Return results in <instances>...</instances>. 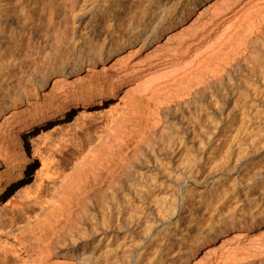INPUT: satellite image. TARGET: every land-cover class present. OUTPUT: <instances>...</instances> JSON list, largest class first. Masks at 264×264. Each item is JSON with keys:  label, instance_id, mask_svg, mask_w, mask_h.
<instances>
[{"label": "rangeland", "instance_id": "374dc122", "mask_svg": "<svg viewBox=\"0 0 264 264\" xmlns=\"http://www.w3.org/2000/svg\"><path fill=\"white\" fill-rule=\"evenodd\" d=\"M25 1H27V5L31 6L32 9L35 7L32 14V16L34 17H31L32 21L34 20L35 22H33L36 24H33V30L35 29V31H33L34 37L32 36V40L28 43L25 42V39L24 44L26 46L23 45V43L20 44V46H22L21 48L23 49L24 46L25 49H27L28 44L30 50H28L29 47L27 50L30 53L27 50L24 51L25 49H21V52L24 51V53H20V56H22L23 54H25L24 56H26V59L24 58V62L22 60V57L18 56L17 58V56H15L16 58H9L5 61L7 63L10 59H15L12 60L14 61V63L10 61L9 64L7 63L8 67L4 66L0 68L1 70H3L0 71V75H2V78H4V73H12H8L5 75L7 79H4L6 80L0 77L2 79H0V85H2L0 87L3 88H1L2 90L0 89L1 96H3L2 92L6 91L7 94V92L11 90L8 92L7 96L5 95V93V96H3L7 97V100H9L10 93H15L17 91L19 93L22 89L21 93L23 94L25 92L24 94L29 98L27 99V102H29L28 104L24 102L18 104L17 119L13 122H9L7 124V127L9 128V125H11L10 123H12L9 129L12 128L15 130L16 128L17 131L15 130V133L17 135L15 134L14 139L23 144V147L26 150L24 158L25 160L30 161V169L28 172L22 173L20 171L21 174H18L19 172L16 171H8L6 173L0 172V248L2 246L7 248L9 264H27L30 260L29 252L19 241V236L21 235L20 233L23 232V229L27 230L25 228H28L30 225H32L35 214L39 210L41 206L40 204H42V200L44 199V197H47L51 192H53L55 189H58L57 187L60 186L67 187V189L69 188V190H65L67 192L65 193L62 202L63 204L61 203V207H55L51 212V214H53L54 216H50L48 219H50V222H53L55 220L54 217L55 215H57V213L59 214L56 217L58 218L62 216V219L64 213H68L66 210L69 211V207L72 208L77 204V207H79L78 213L79 216H81L79 218V221L81 223H77L78 227L80 228L81 226H83L86 229L81 230L83 228L82 227L79 229V231L81 230L80 232H82L83 234L85 233V236L90 233L89 235L92 238L88 241L86 247H97V250L94 253L95 256L91 255V258L93 259L91 260V264H107L106 256H110L114 253H121V251H123L125 247L128 248L129 246L131 247L134 245L132 249L137 252L139 250L136 245L137 239L134 236L132 237V235H134V233L137 231L140 232L141 229L138 228L135 231H132V229L134 230V225H136L137 220L151 213V208L153 205L152 202L154 198L153 194L162 187V178L166 175L171 174L173 169L177 167L176 163H178V161L175 159H177L178 156L175 158L173 154L178 153L179 155L180 151L181 153L184 152V149H182L184 148V145L183 147L182 145H179V143H177L176 145V142L171 140H174L173 138L177 137L178 135L182 137L185 135L184 138H189L190 140L192 138L193 142H195L196 144V149H199V147L202 148L199 149L200 151H202V153L200 152V155L202 156V161L200 163L202 164L199 163V166L202 165V167H199V174L196 173V176L194 175L190 178V182L192 183L191 185L194 188L191 190L192 192H187V194H185L184 188L182 189V193L185 194V197L181 202V206L182 208H184V211L181 213L180 221L176 224L169 225L166 230L163 229L164 231H158L159 233L157 232L155 235H166L169 239L165 241L166 245L161 249H159L158 247L155 248L154 246L149 247L142 263L140 264L214 263L216 257L218 258L217 254L214 253L218 249L214 251L213 248L215 246L216 249L221 241L217 240L208 243L202 242V239L198 238L199 233L196 231L197 220L204 219L206 217L204 216V214L206 213L205 207H207L206 203L211 199L210 201H214L212 202V206L216 208L218 207L217 210L219 209L220 213L218 216L222 218H219L220 220L217 219L219 221H217L216 223V228H223V223L225 221L227 222V220L231 221L232 219L235 220L238 218L236 217L238 215L235 214L233 207L239 199L244 201L243 198L245 193L247 192L251 196V198L249 197V201L251 200V202H249L248 205L253 212V215L252 218L251 216L247 218V222L249 223L246 232L247 239L239 248L238 254L240 258H242V262L245 261L243 262L244 264L246 262H248L246 264H264V146H259L260 149L257 147L256 149L253 148L254 150L251 149L252 151L249 148L253 147L251 144H257L255 140L254 144L252 138H254V136L256 135L255 133L257 129V133L260 132V128L263 125L262 121H264V119L262 120V118H264V31L262 30L264 28V25L262 29H258L259 32L257 31V33L255 30H250L249 28H247V31L245 29L244 32H242L243 35L241 33L240 37L235 43V46H233L234 48H238L236 46L240 45V47L238 48L240 50L242 49V47L245 48L247 60L249 58H253L252 60L249 59V62L247 61L246 63L241 64L242 66H239V72L231 74V79L233 80L225 79V82L223 81V83L219 87L218 85L220 84L217 85L211 83L213 80L211 75L209 77L210 81L208 78V80H206L207 83H203V85H208V90L201 89V91L200 86L199 88H197L198 83H196L195 81H190V79L187 80L186 78L182 79L183 75L181 74V76H179L182 72L177 71L169 74L171 71L165 73L162 67H164L167 63V56L171 55L170 57H172V59L174 56V60H177V58H184L189 56L190 54L193 56L198 55L196 54L197 52L194 53L192 49L198 45H195L196 42L194 41V38H197V35L201 33L202 29L200 30L201 26H197L199 27L197 28L198 30H196V28H193L194 30H191V27H194V25H196V23L198 22L196 17H198L199 11L203 12L201 13V15L205 13L204 16H209L210 11L208 10H210V8L208 9V7H213L220 0H190L186 8L177 10L172 15L173 17L171 16L167 22H164L163 24L160 23L161 27H159L160 24H158L159 26L157 25L158 28L155 29L156 31L152 32L154 34H149L147 31L149 29V21L151 19H153L154 21L155 19V17L153 16L154 14H151V11L153 13V9L151 10V8H148V6L146 5V2L148 1L112 0L111 4H113V6L111 5V7L114 9H111V7L109 6L110 8H108L107 21H104L105 23L101 22L100 25L96 27L98 36L96 35V37H94L93 40H89V42L85 41V47L83 45V48L81 47V49L77 52L78 54H80V56H84L83 61L92 59L94 62H96L98 60L95 63V66L88 71L84 70L83 67L80 66V62L76 63V66H73L74 63L71 62L72 57L70 54L72 49L70 50V44L68 45V43H70L71 41L70 37H66L67 39L65 38L64 41L67 42H63L62 46L60 45V47H58L57 45L59 44H57V47H55V44L53 43L55 42L53 38L54 36H48L49 34L54 35L57 31H55L54 34L52 33V31L56 30L57 28V30L59 31L60 27L64 26L63 23L65 24V19L61 20L59 18L63 11L66 12L67 9H69L67 8V6H71L68 4L74 3L75 0H68L69 3L66 0H62L63 4H61L64 8H62V5H60V10L62 9V13L60 11L58 12L59 15L58 17H55L56 21L53 19L54 22L52 25L47 21V17L45 18L46 14L44 12L42 13L43 6H45V0ZM42 1L44 2V5L42 4ZM245 2L247 1L245 0ZM116 7L122 9L119 10ZM39 8H41L42 11ZM204 8L208 11L209 14L204 10ZM148 9L151 11H148ZM147 11L148 14L146 13ZM178 11H180V13ZM122 13L125 14L123 15ZM40 15H44L43 17L45 18V20ZM230 15L225 16V19H227H223L221 21L222 23L218 25L219 27L217 26L215 30L213 29L212 32L210 31V33H208L210 40L214 39V41L216 40V42H219L220 40H225L224 38H226V36L228 38V35H230L229 31H231L232 29L234 30V26L236 27L237 25L234 20H231L234 19L233 17L229 18ZM114 17H118V20L116 21V26H118V28L114 26L117 29H112V26H110V29H108L110 30L111 34L113 32L114 34L118 35L117 38L119 40L116 38V35L114 36V34H112V42H110V38H106L103 44L101 42V40H103L102 37L105 35V32L108 31V29L105 27H107V24L109 22V24L113 23L112 19ZM61 18L63 17L61 16ZM130 18L137 20L138 18H142L144 21H142L141 19L134 22V20ZM43 20L45 22H43ZM192 20L195 21V24ZM128 22H130L132 25ZM232 22L233 24H231ZM46 23H48V25ZM102 24L104 25V27ZM137 24H140V27L142 25V27H144L145 25V30L143 29V31H147L150 36H148L149 38H147V42L144 44L145 46L143 45V47H141V44L143 43V37L141 34H143V31L140 34H137V36H139L137 38L133 37L131 39L130 37L128 38V41L127 39H124L128 35L136 36V34H134L135 32L133 31L131 33L130 29L134 30L135 26H138ZM49 25H51V27H48ZM35 26H38L37 29ZM187 26H191L189 28L190 30L187 29ZM225 26H229V28H226ZM184 29H187V31H182ZM48 30H51L50 33ZM114 30H117V32L115 33ZM179 31L181 32L179 33ZM188 31H191L192 33H187ZM118 32L120 35L118 34ZM121 33H127V36L123 37V34ZM182 33H186V35L189 34V38L184 37L186 36L184 34L182 35L185 40L186 38H188V40H186L187 42H194H190L191 47L187 49L185 46L179 44V46L176 47V39L181 38ZM222 34L224 35L223 37ZM121 35L124 39H122L124 43L123 45L125 46L122 45V40L119 38L121 37ZM171 35H173L175 38H172ZM168 36L171 37L170 41ZM49 37H51V39ZM45 39H49L50 42L46 41ZM205 39H201V43H204L203 46L207 48L205 45L208 41L210 42V40L207 38V34L205 36ZM212 40L210 43L208 42L211 45L207 44L210 48L214 43ZM124 41L127 43H125ZM171 41L173 42L170 43ZM48 42L51 44H49ZM245 42L246 44H243ZM165 44L167 46H165ZM192 44L194 45L192 46ZM102 45H104L105 47H102ZM98 46H100V49L98 48ZM170 46H175L177 50H173L175 49L174 47L171 49ZM33 47L36 50L33 49ZM205 48H203V51ZM210 48L207 49L210 50ZM98 49L101 50V54H99ZM127 50L130 51L131 54V51H133V55H128L131 57H129V59L128 57L127 59L125 58V56H127L126 53H128ZM173 51L174 54L178 57L172 54ZM25 52H28L30 55L28 56V53ZM226 52H228V50ZM97 53L100 55L98 56V58L100 57L99 59H95ZM31 54H35L34 56L36 57L32 58L33 56ZM203 54L204 52L202 53V55ZM52 56L55 58H53ZM164 56H166L167 58L165 59ZM119 57L123 60L121 61ZM195 57H193V60H196ZM219 57L217 59L215 58L210 64H214L216 62L214 65H217L218 62H220L219 60L222 59V56ZM50 58H53V60ZM18 59L21 61H19ZM42 60L43 62L40 63L39 61ZM44 60L48 63L45 62L47 63L45 64ZM124 60H126V62ZM30 61L33 63H31ZM228 61L232 63L233 57L231 56ZM255 61H257L256 64H254ZM130 62H132L133 64L135 63L134 65H137L138 67L143 66L144 68H146L147 73L149 74V77H151L152 81H154V84L157 82L161 83L162 81L164 83L167 81V79L169 83L170 81L172 83L174 82L173 79L175 78V80H177V82L175 81L177 85L175 83V87H169L170 89L168 88V90H166L167 92H165V95L163 94L161 96L162 99L159 100L160 102H148L145 101V99H139L137 96L126 95L123 87L129 84H133L135 81L132 82L131 77L139 75L136 73H132L131 75L123 79L119 76L120 72L125 71L128 68V66L126 67V64L129 65V67L132 65V63ZM247 63L252 64L249 65L251 69L249 68ZM13 64L14 68L11 67ZM24 65L28 68L25 69L26 71L22 70L24 69ZM36 65L41 68H37ZM255 65L258 66L255 67ZM71 66L73 67V69H77L78 71L70 73V75H68L70 76L69 80H71L74 85L70 94L65 98L63 95H60V93H57V91L54 89L53 86L55 83L53 82L55 80L52 82H47L46 79L47 75H49L50 73H56L57 77H61V74H59L58 71L62 70L65 67L70 68ZM7 68L8 71L6 70ZM37 70H39V72ZM178 72L179 74L177 75ZM3 82L5 83V87L7 88L8 86V88L10 89L7 88L8 90H6V88H4ZM193 84L194 86H196L194 87ZM248 85L250 86L248 87ZM243 87H245L244 91H242L244 89ZM11 88L14 89L12 90ZM176 88H179L178 90L183 92H180L182 93L180 94V98L183 99L181 103H177L179 98L177 100L175 97L171 96L173 94V91L177 90ZM175 91L174 93L177 92ZM194 91L196 92V94ZM236 91H241V93L243 94L242 98H244L248 94L247 105L249 106L250 102L252 103V105L250 104V108L248 106L247 108H245L246 105L243 107L242 104H240V108L239 105H237L238 108L233 107V109H231L233 106L232 104L234 103L233 98L236 94ZM77 93H87V95L90 96L89 102H92L93 104L88 107H84L82 105V98L78 97L77 100H73L74 95H77ZM167 93L170 94L168 95ZM224 98H228L229 101H231L229 102L228 99L226 100ZM71 100L73 101L71 102ZM221 100L223 102V105L224 102H226L225 107L223 106V109L214 106L218 101L220 105V103H222ZM126 103L128 104V106ZM124 105L126 106L125 108ZM242 107L243 110H241ZM125 109L131 112L130 114H133V117H131L132 119H128L127 123L123 126L117 138H115L108 147L101 151L92 168L83 170L81 168V162L84 161V157L87 155L88 151L92 148V146H94L97 139H99L101 135L106 131L105 129L111 128L115 120L114 118L118 114V112H122ZM247 110L249 111V115L247 114L245 117L246 113L244 112H247ZM242 111L243 113L241 115L243 116L241 117L240 113ZM47 112H51L52 117L48 119H46V117H42V115ZM9 113H11V110L9 111ZM9 113L3 115L0 112V123L3 122V118ZM219 113H222L221 116ZM40 118H42L40 122L43 123H37L33 129L28 130L30 126L28 125L29 121H31V119L38 120ZM260 119L262 120L261 122H259ZM3 125L1 126L0 124V128L3 129V127L5 126ZM257 135L255 137H257ZM1 136L2 135L0 133V141ZM195 136L197 138L202 136L200 137V139H202L199 146L197 145L198 143H196L198 139L194 141ZM187 139L184 140L187 141ZM189 139L188 141H190ZM169 140L170 142H168ZM171 142L173 143L171 144ZM2 144L5 146L0 144V149L2 150H0V153L2 154V156L6 157L1 158L0 156V162L5 159L10 160L12 158L11 152L13 148H15V143L12 140L11 142ZM178 145L180 148L176 147ZM200 145L206 147L203 148ZM173 150L175 151L174 153ZM3 151L5 155H3L2 153ZM255 173H257V175H255ZM259 174L262 175L260 176ZM250 176H253L256 181L254 182V184H252V188L248 189L247 187H245V185L247 182V178ZM194 179L195 182H193ZM196 180H198V182ZM182 186L185 187V183ZM211 188H218L219 190L218 192L216 190L210 191ZM214 191L217 193H215ZM188 193L191 194L188 195ZM252 194L254 195V197H252ZM186 196H190V198ZM216 197L219 198L217 199ZM221 197L224 198L222 199ZM252 198H254V200L256 199V202ZM219 199H222L223 201L221 202ZM115 207L119 208V212L121 211L120 213L118 212L120 216L117 213L118 209ZM22 208L24 209L22 210ZM60 212L62 214H60ZM27 215H30L31 218L26 219ZM115 217L119 218V220L117 221V218ZM227 217H229L230 219ZM224 218H227V220L225 219V221H223ZM117 223L120 224V227H117ZM142 227L143 226H141V228ZM97 229L99 230L97 231L99 234L96 232ZM102 230H105V232H107L106 236L101 240L102 245L101 243L96 244V241L101 237V234L103 232ZM74 231H78V228H75ZM86 231L88 232L86 233ZM44 232L45 231L41 226L39 228H33L31 231L27 230V233L25 231L24 234H27L26 238L24 239L25 244H31V242H33L34 240L38 239L41 236H44L46 234ZM109 234L112 235L111 241L113 243L110 247L107 246V236H110ZM133 239H135L136 241L135 244L133 243ZM104 243H106L107 247H105ZM66 245L64 244L62 247H58L56 250L48 252V256L47 258L45 257V261L40 263L80 264L78 260L75 261L69 256L71 250H68L69 245ZM122 247L124 248L121 249ZM130 247L128 249H131ZM118 249L121 250L119 251ZM212 250L214 252H212ZM56 253L66 255L58 256L55 255Z\"/></svg>", "mask_w": 264, "mask_h": 264}, {"label": "bare ground", "instance_id": "6f19581e", "mask_svg": "<svg viewBox=\"0 0 264 264\" xmlns=\"http://www.w3.org/2000/svg\"><path fill=\"white\" fill-rule=\"evenodd\" d=\"M44 1V0H43ZM42 1V4L44 3ZM64 1V0H63ZM68 3L69 1L66 0ZM65 1V2H66ZM71 1V0H70ZM148 1V2H146ZM146 5L148 6V8H151V10L153 9V13L151 10L148 9V11H151V14H154L153 16L155 17L154 21L153 19L152 22L151 20L148 22L149 24V29L147 30L149 34H151L152 32L156 31L155 29L158 28V24L160 23H164V22H167L170 17L179 9H183V8H186L187 5H188V2L190 0H146ZM219 1V0H217ZM247 2H245V0H220L219 2H217L213 7H208V9L210 8V15L208 16H204V14L201 15V13H203L202 11H199L198 12V17H196V19L198 20V22L195 24V21H194V27L190 26L191 27V30L193 28H196V30H198L197 28H199L200 26V30L202 29L201 33L199 35H197V38H194V41L196 42L195 46L192 51L197 52L196 54H198L196 57L193 56V55H189L187 57H184V58H177V60H174V56H173V59L172 57L170 56H164L165 59L167 58L168 60L166 65L164 67H162L164 70V72L168 73L170 72L169 74H172L174 72H177V71H180L182 73H180L179 76H181V74L183 75L181 78L184 79L186 78L187 80L190 79V81H195L197 84V88H199L200 86V90L203 89H207L208 85H203V83H207L206 80H208V78L212 75V82L213 84H220L218 85L219 87L221 86V84L223 83V81L225 79H231V74H234L236 72H239V66H242L241 64L243 63H246L247 61L249 62L251 58H249L247 60V56H246V52H245V48L242 47V49H238L240 47L239 46H236L238 48H234L233 46H235V43L237 42L238 38L240 37L241 33L244 32V30L247 28H249L250 30H255L256 33L257 31L259 32L258 29H262L263 25H264V22H263V17H264V0H246ZM27 1L25 0H0V68L2 67H8V64L10 61L12 60H15V59H10L9 62H5L6 60H8L9 58H16L15 56H18L19 57H22V60L23 62L25 61L24 58L26 56H24L25 54H23L22 56H20V53H24V51H26L29 47V45L27 44V49H25V42H29L32 40V36L34 34L33 31H35V29L33 30L34 28V25L35 24L31 17H34L32 16L33 14V11L35 9V7L32 9L31 6L27 5L28 3H26ZM112 0H75L74 3L72 4H68V5H71V6H67V11L63 13L61 12L62 9L60 10V5L63 4L62 0H45V6H43V11L41 10V8H39L42 13L44 12L45 14V18L47 19V21L49 22V24H53L54 20H55V17L57 16L58 17V12L60 11L62 14L61 16L63 18H60L59 19H65V24L63 23V27H60V32L56 29L54 31H52V33L54 34L55 31H57L54 35H48V36H54V40L55 42H53L55 45V47H60V45L62 46V43H66L64 40L65 38L67 37H70L69 39L71 40L70 43H68V45L70 44V50L72 49V53L70 52L71 54V62H73V66H76L78 62H80V66L83 67L84 70H90L92 69L94 66H95V63L92 59L91 60H87L88 61H83L84 60V56H80V54H78V50L81 49V47L83 48V45L85 44V41H88L89 40H93L94 37H96L97 35V29L96 27L100 25L101 22H104V21H107V15H108V8L111 7V5L113 6V4H111ZM115 2V1H114ZM113 2V3H114ZM62 3V4H61ZM71 3V2H70ZM119 3V2H118ZM191 4V3H190ZM44 5V4H43ZM42 6V5H41ZM110 6V7H109ZM191 6V5H190ZM211 6V5H210ZM30 7V8H28ZM66 7V6H65ZM189 7V6H188ZM206 7V8H207ZM62 8L63 5H62ZM118 8V7H116ZM66 9V8H65ZM111 9H114L111 7ZM119 10L122 9V8H118ZM117 10V9H115ZM202 10V9H201ZM204 10L208 13V11L204 8ZM145 11V10H144ZM148 11L146 12L148 14ZM181 11V10H180ZM180 11H178L180 13ZM122 12V11H121ZM120 12V13H121ZM37 13V12H36ZM40 13V12H39ZM38 13V15H39ZM112 13V12H111ZM114 13V12H113ZM117 13V12H115ZM145 13V14H146ZM206 13V14H207ZM64 14V15H63ZM123 14V13H122ZM125 14V13H124ZM123 14V15H124ZM209 14V13H208ZM231 14V15H230ZM44 15H40L41 17H43ZM110 15V14H109ZM115 15V14H114ZM140 15V14H139ZM227 15H230L229 18L233 17L234 19H231V20H234V22H236V27L234 26V30L232 29L231 31H229L228 34V38L226 36V38H224L225 40H220L218 43L216 42V40L214 41V39L212 40L214 43L213 45L211 46V48L208 46V45H211L209 44L211 42V40L209 39V35L208 33H210V31L212 32V30L215 28H217V26L222 23L221 21L223 19H225V16ZM113 16V14H112ZM137 16V15H136ZM135 16V18H136ZM175 16V15H174ZM110 17V16H109ZM139 17V16H138ZM153 17V18H154ZM173 17V16H172ZM45 18L43 17V19L45 20ZM121 18V17H120ZM126 18V17H125ZM133 18H134V15H133ZM133 18H130V19H133ZM54 19V20H53ZM115 19V20H114ZM123 19H124V16H123ZM142 19V18H141ZM140 18L137 19H133L134 22L137 20H141ZM172 19V18H171ZM195 19V20H196ZM227 19V18H226ZM225 19V20H226ZM36 20V19H35ZM42 20V19H41ZM43 20V22H45ZM118 20V17H114L112 19V24H107V27L105 28H109L110 29V26H112V29L117 27V23L116 21ZM121 20V19H120ZM196 20V21H197ZM56 21V20H55ZM57 21H60V20H57ZM63 21V22H64ZM142 21H144L142 19ZM105 23V22H104ZM130 23V22H128ZM193 23V22H192ZM230 23V22H229ZM48 25V23H46ZM131 24V23H130ZM143 24V23H141ZM147 24V25H148ZM191 24V23H190ZM233 24V22L231 23ZM230 24V25H231ZM36 25V24H35ZM43 25V24H42ZM51 25H49L48 27H51ZM57 25V24H55ZM103 25V24H102ZM119 25V24H118ZM132 25V24H131ZM138 26L136 27L135 26V29L134 30H131V33L134 31L136 34V36H132V35H128L127 36V33L123 34V37L124 36H127L126 38L124 39H127L128 41V38L131 37V39L134 37H139L137 36V34H140L143 29L145 28V25L144 27H140L139 25L140 24H137ZM158 25V26H157ZM170 25V24H169ZM109 26V27H108ZM115 26V27H114ZM128 26V25H127ZM163 26V25H162ZM199 26V27H197ZM36 27V26H35ZM38 27V26H37ZM36 27V29H37ZM104 27V25H103ZM131 27V26H129ZM128 27V28H129ZM134 27V26H133ZM161 27V24L160 26ZM167 27V26H166ZM190 27L187 26V29H189ZM219 27V26H218ZM226 28H229V26H225ZM104 28V29H105ZM115 28V29H117ZM120 28V27H119ZM168 28V27H167ZM231 28V27H230ZM48 29V28H47ZM51 29V28H50ZM100 29V28H99ZM103 29V30H104ZM106 29V30H107ZM108 29L107 32H105V37L103 36V40H101V42L104 44V40H106V38H110V42H112V34H114L112 32V34L110 33V30ZM147 29V28H146ZM161 29V28H160ZM187 29H184L182 31H187ZM145 30V29H144ZM190 30V29H189ZM194 30V29H193ZM264 31V28L262 29ZM49 33L51 30H48ZM113 31V30H112ZM115 31V30H114ZM120 31V29H119ZM129 31V32H130ZM146 32L143 31V34L142 37H143V40H142V44H141V47H143V45L147 42V38H149V34ZM150 31V32H149ZM228 31V30H227ZM248 31V30H247ZM117 32V30L115 31V33ZM128 32V33H129ZM181 31H179L180 33ZM191 32V31H190ZM189 31L187 33H190ZM195 32V31H194ZM223 32V31H222ZM46 33V32H45ZM147 33V34H146ZM161 33V31H160ZM192 33V32H191ZM36 34V33H35ZM48 34V32H47ZM119 34V32H118ZM154 34V33H152ZM186 35V33H182L181 34V38H178L176 39V43H177V46L178 47L179 45H183L187 48L191 47V43H194V42H187L186 40H188L189 38V34H187L186 36L184 37H188L185 38L182 36V35ZM196 34H197V31H196ZM207 34V38L210 40V42L205 45L207 48H210L207 49L203 46L204 43H201V39L203 40V38L205 39V36ZM261 34V33H260ZM263 34V33H262ZM116 34H114L115 36ZM120 35V34H119ZM175 35V34H174ZM180 35V34H179ZM193 35V34H192ZM195 35V33H194ZM243 35V33H242ZM37 36V35H36ZM35 36V37H36ZM98 36V35H97ZM149 36V37H148ZM172 38H175L173 35H171ZM178 36V35H177ZM211 36V35H210ZM224 35L222 34V37ZM260 36V35H259ZM34 37V36H33ZM118 37V35H116V38ZM122 35L121 37H119L121 40L123 39ZM169 37V36H168ZM167 37V39H168ZM184 39H183V38ZM221 37V36H220ZM242 37V36H241ZM46 38V37H45ZM48 38V37H47ZM51 39V37H49ZM52 38V40H53ZM66 38V39H67ZM115 38V39H116ZM170 38L169 37V41H170ZM177 38V37H176ZM190 38H191V35H190ZM219 38V37H218ZM217 38V39H218ZM244 38V37H243ZM26 39V41H25ZM118 39V38H117ZM123 39V40H124ZM139 39V38H138ZM141 39V38H140ZM193 39V38H192ZM35 40V39H33ZM46 40V39H45ZM98 40V39H97ZM119 40V39H118ZM123 40H122V45L124 44L123 43ZM172 40V39H171ZM206 40V39H205ZM243 40V39H242ZM25 41V42H24ZM46 41H49L46 40ZM109 41V40H108ZM115 41V40H114ZM113 41V42H114ZM168 41V40H167ZM165 41V42H167ZM168 41V42H169ZM174 41V40H173ZM173 41H171L170 43H172ZM193 41V40H192ZM200 41V42H199ZM249 41V40H248ZM50 42V41H49ZM48 42V43H49ZM92 42V41H90ZM106 42V41H105ZM119 42V41H117ZM125 42V41H124ZM135 42V41H134ZM152 42V41H151ZM205 42V41H204ZM23 43L24 46V49L21 48L22 46H20V44ZM31 43V42H30ZM52 43V44H53ZM87 43V42H86ZM127 43V42H125ZM175 43V42H174ZM201 43V44H199ZM258 43V42H257ZM33 44V43H32ZM46 44V43H45ZM51 44V43H49ZM59 44V45H57ZM89 44V43H88ZM91 44V43H90ZM120 44V43H119ZM118 44V45H119ZM168 44V43H167ZM179 44V45H178ZM217 44V45H216ZM241 44V43H240ZM243 44H246L243 43ZM242 44V46H243ZM48 45V44H47ZM57 45V46H56ZM86 45V44H85ZM84 45V47H85ZM101 45V44H100ZM174 45V44H173ZM194 44H192L193 46ZM31 46V44H30ZM34 46V45H33ZM67 46V45H66ZM104 45H102L103 47ZM125 46V45H123ZM145 46V45H144ZM161 46V45H160ZM165 46H167L165 44ZM14 47V48H13ZM91 47V46H90ZM94 47V46H93ZM105 47V46H104ZM158 47V45H157ZM171 47V46H170ZM169 47V48H170ZM175 48V46H172V48ZM234 49H233V48ZM245 47V45H244ZM92 48V47H91ZM98 48L100 49V46H98ZM130 48V47H128ZM140 48V47H139ZM163 48V47H162ZM203 48L204 51H203ZM21 49H23L24 51L21 52ZM33 49H35L33 47ZM31 49V50H33ZM93 49V48H92ZM98 49V50H99ZM121 49V48H120ZM168 49V48H167ZM182 49V48H180ZM191 49V48H190ZM17 50V52H16ZM30 50V47L29 49ZM27 50V51H28ZM36 50V49H35ZM83 50V49H82ZM97 50V49H96ZM95 50V51H96ZM158 50V49H156ZM173 50H177V48L173 49ZM207 50V51H205ZM209 50V51H208ZM228 50V52H226ZM91 51V50H90ZM89 51V52H90ZM94 51V50H93ZM101 50H99V54ZM103 51V49H102ZM128 51V50H127ZM135 51V49H134ZM179 51V50H178ZM183 51V50H182ZM188 51V50H186ZM185 51V52H186ZM190 51V50H189ZM191 51V52H192ZM249 51V50H248ZM29 52V51H28ZM28 52H25V53H28ZM39 52V51H38ZM81 52V51H79ZM132 54L130 53V51H128L127 56H125V58L129 59L130 56L128 55H133V51H131ZM169 52V51H168ZM204 52V54L202 55V53ZM225 52H226V55H225ZM30 53V52H29ZM28 53V56L30 55ZM35 53V51H34ZM94 53V52H93ZM103 53V52H102ZM172 53V52H170ZM178 53V52H177ZM176 53V54H177ZM183 53V52H182ZM98 53L96 55V58L95 59H99L98 56H100ZM174 54V51L173 53ZM186 54V53H185ZM224 56H223V55ZM32 58L36 57L34 56L33 54H31ZM82 55V54H81ZM175 55V54H174ZM180 55V54H178ZM187 55V54H186ZM177 56V55H175ZM219 56H222V59H220L218 62L217 65H214V64H210L211 62H213V60L216 58H218ZM231 56L233 57V62L231 63L230 61H228V59L231 58ZM250 56V54H249ZM30 57V58H31ZM44 57V56H43ZM53 57V56H52ZM58 57V56H57ZM70 57V56H69ZM103 57V56H102ZM178 57V56H177ZM193 57L196 58V60H193ZM200 59H199V58ZM254 57V56H253ZM55 58V57H53ZM53 58H50L53 60ZM120 58V57H119ZM124 58V59H125ZM131 58V57H130ZM221 58V57H219ZM26 59V58H25ZM38 59V58H37ZM42 59V58H41ZM39 59V60H41ZM50 59H46V60H50ZM58 59V58H57ZM94 59V60H95ZM164 59V58H163ZM164 59V60H165ZM253 59V58H252ZM251 59V60H252ZM19 60V59H18ZM17 60V61H18ZM30 60V59H28ZM33 60V59H32ZM103 60V59H102ZM120 60L122 61L123 59L120 58ZM21 61V60H19ZM27 61V60H26ZM38 61V60H37ZM126 62V60H124ZM162 61V60H161ZM217 61V60H216ZM14 63V61H12ZM31 62V61H30ZM40 63L43 62L42 61H39ZM47 62L44 60V63ZM83 62V63H82ZM165 62V61H164ZM257 61H255L254 64H256ZM6 63V65H5ZM33 63V62H31ZM38 63V64H40ZM43 63V64H44ZM48 63V62H47ZM45 63V64H47ZM100 63H103V62H100ZM124 63V62H123ZM132 63V62H130ZM12 64V63H10ZM21 64V63H20ZM24 64V63H23ZM22 64V65H23ZM26 64V63H25ZM29 64V63H28ZM37 64V65H38ZM54 64V63H53ZM122 64V63H121ZM126 64V63H125ZM135 64V63H134ZM132 63V65L129 67V65L126 64V67L128 66V68L125 70V71H122L120 72L119 76L123 79L129 75H131L132 73H136V74H139V75H136V76H132L131 77V81L134 82L133 84H129L127 86H124L123 89L124 91L126 92V95H130V96H137L139 99H145V101H148V102H158L159 100H161V96L164 94L165 95V92H167L166 90H168L169 87L171 86H174V84L177 82V80H175V78L173 79L174 82L169 83L168 79H167V83L163 81L160 83V82H157V83H153L154 81H152L151 77H149V74L147 73V69L144 68L143 66L142 67H138L137 65H134ZM248 64V63H247ZM246 64V65H247ZM253 64V66H254ZM261 64V63H260ZM259 64V65H260ZM19 65V64H18ZM17 65V66H18ZM36 65V66H37ZM42 65V64H41ZM72 65V64H71ZM102 65V64H101ZM249 65H252V64H248ZM11 66V65H10ZM16 66V65H15ZM30 66V65H29ZM28 66V67H29ZM247 66V67H248ZM258 66V65H255V67ZM14 68V64L11 66ZM24 69H22L23 71L27 68V66L25 67V65L23 66ZM22 67V68H23ZM46 67V65H45ZM49 67V66H48ZM47 67V68H48ZM252 67V66H251ZM260 67V66H259ZM10 68V67H9ZM21 68V67H20ZM36 68V67H35ZM34 68V69H35ZM37 68H39L37 66ZM36 68V69H37ZM41 68V67H40ZM39 68V69H40ZM76 68V67H75ZM250 68V66H249ZM17 69V68H15ZM19 69V68H18ZM28 69V68H27ZM31 69V68H30ZM45 69V68H44ZM81 69V68H80ZM242 69V68H241ZM251 69V68H250ZM8 71V68L6 69ZM21 70V69H20ZM19 70V71H20ZM43 70V69H41ZM40 70V71H41ZM56 70V69H55ZM256 70V69H255ZM0 71H3L0 69ZM26 71V70H25ZM29 71V70H28ZM39 72V70H37ZM78 70L77 69H73V67L71 66L70 68H63L62 70L58 71L59 74H61V77H57V74L56 73H50L49 75H47V82L49 81H54L53 83L54 84V89L57 91V93H60V95H63L65 98L66 96H68L70 94V92L72 91L73 89V82H71V80H69L70 76V73H74V72H77ZM254 71V70H253ZM5 72V71H4ZM17 72V70H16ZM31 72V71H30ZM29 72V73H30ZM35 72V71H34ZM43 72V71H42ZM92 72V71H91ZM3 73V72H2ZM8 73H11V72H8ZM8 73H4L5 75L8 74ZM14 73V72H13ZM48 73V72H47ZM12 74V73H11ZM21 74V73H19ZM179 74V72L177 73V75ZM4 75V78H6ZM167 75V74H166ZM2 75H0L1 77ZM12 76V75H11ZM46 76V75H45ZM233 76V75H232ZM236 76V75H235ZM22 77V76H21ZM30 77V76H29ZM43 77V76H42ZM41 77V78H42ZM177 77V76H176ZM2 78V77H1ZM0 78V79H1ZM2 78V79H4ZM23 78V77H22ZM21 78V79H22ZM168 78V77H167ZM173 78V77H172ZM180 78V79H181ZM1 79V80H2ZM7 79V78H6ZM4 79V80H6ZM28 79V78H27ZM44 79V81H45ZM0 80V82H1ZM3 80V81H4ZM166 80V79H165ZM233 80V79H231ZM238 80V79H237ZM236 80V81H237ZM247 80V79H246ZM26 81V80H25ZM176 81V82H175ZM206 81V82H205ZM209 81H210V78H209ZM239 81V80H238ZM242 81V80H241ZM27 82V81H26ZM181 82V80H180ZM185 82V81H184ZM189 82V81H188ZM194 82V83H195ZM225 82V81H224ZM229 82V81H228ZM4 83V82H3ZM45 83V82H44ZM192 83V82H191ZM195 83V84H196ZM210 83V82H209ZM208 83V84H209ZM2 84V83H1ZM26 84V83H25ZM46 84V83H45ZM190 84V83H189ZM17 85V84H16ZM170 85V86H169ZM177 85V83H176ZM180 85V84H179ZM191 85V84H190ZM189 85V86H190ZM212 85V84H210ZM209 85V86H210ZM252 85V84H251ZM2 86V85H0ZM194 86V84H193ZM196 86V85H195ZM194 86V87H195ZM250 85H248L249 87ZM11 87V86H10ZM17 87V86H15ZM175 87V86H174ZM215 87V86H214ZM247 87V86H245ZM245 87H243L244 89L242 91L245 90ZM252 87V86H251ZM2 87H0L1 89ZM4 88L5 87V83H4ZM8 88V86H7ZM10 89V88H8ZM24 88V87H23ZM209 88V87H208ZM3 89V88H2ZM1 89V90H2ZM12 89V88H11ZM14 89V88H13ZM12 89V90H13ZM17 89V88H16ZM15 89V91H16ZM53 89V90H54ZM170 89V88H169ZM172 89V88H171ZM177 89V88H176ZM179 89V88H178ZM176 90L177 93L174 89V91L176 93H174L173 91V94L171 95L172 97H175L178 102L177 103H181L183 99L180 98V94H182L183 92L180 91V90ZM182 89V88H181ZM184 89V88H183ZM248 89V88H246ZM22 90V89H21ZM18 93L15 92V93H10V98L9 100H7V97H3V96H7L8 92L11 91L9 90L6 94V91L5 92H2L3 93V96H1L0 94V112L1 114H5L6 113H9V111L11 110V113H9L7 116H5L2 120L3 122L0 123L1 126L3 125V129L0 128V133H1V141H0V144L3 145L2 143H6V142H11V140L15 143V148H13L12 150V155H11V159L10 160H2V162H0V172H8V171H16V172H19L18 174H21V172H28L30 167H29V164H30V161L28 160H25L24 158V155L26 154V150L24 149L23 147V144L18 142L16 139H14L15 137V132L17 131L16 128L15 130L14 129H9L10 126L12 125V123H10L11 125H9V128L7 127L8 123L9 122H13L17 119V116H18V111H17V108H18V104L19 103H26L28 104L29 102H27V99L28 96L25 95L24 93L22 94L21 91ZM54 90V91H55ZM208 90V89H207ZM223 90V89H222ZM237 90V89H236ZM240 90V89H239ZM171 91V92H172ZM191 91V90H190ZM199 91V90H197ZM202 91V90H201ZM233 91V90H232ZM253 91V90H252ZM182 92V93H180ZM188 92V91H187ZM195 92V91H194ZM235 92V90H234ZM247 92V91H246ZM5 93V95H4ZM186 93V92H185ZM200 93V92H199ZM212 93V92H211ZM245 93V92H244ZM251 93V92H250ZM168 94V93H167ZM166 94V95H167ZM170 94V93H169ZM168 94V95H169ZM188 94V93H187ZM186 94V95H187ZM196 94V92H195ZM233 94V93H232ZM246 94V93H245ZM244 94V96H245ZM254 94V93H253ZM58 95V94H57ZM192 95V94H191ZM248 95V94H247ZM247 95L243 97V94L241 93V91L237 92L236 91V94L233 98V101L234 103L232 104V108L233 107H237V105H239V108H240V104H242V106L244 107L245 105V108H247ZM170 96V97H171ZM196 96V95H195ZM252 96V95H251ZM14 97V98H12ZM78 97L82 98V105L84 107H88L90 106L91 104H93L92 102H89V98L90 96L87 95V93H77V95H74V99L73 100H77ZM254 97V96H253ZM64 98V99H65ZM174 98V99H175ZM135 99V98H134ZM167 99V98H166ZM175 99V100H176ZM209 99V98H208ZM226 99V98H224ZM228 99V98H227ZM226 99V100H227ZM71 100V102L73 101ZM212 100V98H211ZM225 100V101H226ZM65 101V100H64ZM143 101V100H142ZM217 101V99H216ZM220 101V99H219ZM218 101V102H219ZM229 101V99H228ZM228 101H227V105H228ZM231 101V100H230ZM229 101V102H230ZM160 102V101H159ZM214 102V101H213ZM216 102L214 106H217L218 108H222L223 109V106L225 107V104L226 102H224V105H223V102L221 100L222 103H219ZM250 102V101H249ZM163 103V102H162ZM184 103V101H183ZM218 103V104H217ZM66 104V103H65ZM127 104V103H126ZM125 104V105H126ZM158 104V103H157ZM249 104V103H248ZM250 104L252 105V103L250 102ZM249 104V108L251 107V105ZM124 105V108L126 107ZM162 105V104H161ZM168 105V104H167ZM128 106V104H127ZM173 106V105H172ZM179 106V105H178ZM216 107V108H217ZM243 107L241 108V110H243ZM129 108V107H127ZM178 108V107H177ZM129 110V109H128ZM217 110V109H216ZM221 110V109H220ZM219 110V112H220ZM245 110V109H244ZM249 110V109H248ZM247 110V112H244L246 113L245 114V117L246 115L249 113V111ZM45 111V110H43ZM222 111V110H221ZM232 111V110H230ZM218 112V111H217ZM216 112V113H217ZM131 112L127 111L126 109L123 110L122 112H118V114L115 116V120H114V123L112 124L111 128L109 129H105L106 131L101 135V137L99 139H97L96 143L94 144V146H92V148L88 151L87 155L84 157V161L81 162L82 163V166L81 168L83 170H87V169H90L92 168V166L95 164L96 160H97V157L98 155L101 153V151L103 149H105L106 147H108L113 141L115 138H117V136L120 134L123 126L127 123L128 119H132L131 117H133L132 115L133 114H130ZM229 113V112H228ZM243 113V111L240 113V115ZM220 114V113H219ZM222 114V113H221ZM220 114V116H221ZM2 115V117H3ZM249 115V114H248ZM234 116V115H233ZM238 116V115H237ZM243 115H241L242 117ZM264 116V115H263ZM42 117H46V119L52 117L51 116V112H47V113H44L42 115ZM227 117V116H226ZM240 117V116H239ZM240 117V118H241ZM262 118V116H261ZM42 118L40 119H31V121H29L28 125L29 128L28 130H31L35 127V125L37 123H40L42 124L43 122H40ZM242 119V118H241ZM245 119V118H244ZM264 118H262L263 120ZM261 119L259 120V122L262 121ZM263 122V125L261 126L260 128V132H258V129L256 131V135L257 137L254 136V138H257V139H254L252 138V140L256 141L257 144H255V141H254V144H251L253 147H249L250 150H254L253 148L256 149L262 146H264V121ZM260 124V123H259ZM0 126V127H1ZM260 126V125H258ZM6 127V129H5ZM14 127V125H13ZM257 127V126H256ZM259 128V127H258ZM17 135V134H16ZM185 136V135H184ZM184 136H180L178 135L177 137L173 138L174 140H171V141H174L176 142L175 144L177 145V143H179V145H184V152L181 153V151L179 152V145L176 146V147H179L178 148V152L180 153L178 155V153H174L175 151L173 150V155L175 156V158L178 156L177 160L178 163H176L177 167H175L173 169V171L171 172V174L169 175H166L162 178L163 182L162 183V187L159 188L158 191H156L153 195H154V198H153V205H152V208H151V213L147 214L146 216L142 217L141 219L137 220L136 222V225H134V230L132 229V231H135L136 229L140 228L139 231L140 232H135L134 235H132V237L134 236L137 240V243L135 241V239H133V243L137 245L138 247V251L136 252L134 249H132V247L134 246H129L131 249H128L127 247H125V249H123L124 247H122L121 249H123V251H121V253H114L110 256H106V263L107 264H140L142 263L143 259H144V256L147 252V249H149V247L151 246H154L155 248L158 247L159 249H161L163 246H165V241L169 240L167 238L166 235L164 236H155L156 233L160 230H166L169 225L171 224H176L180 221L181 219V213L184 211V208H182L181 206V202L183 201L184 197H185V194H187V192H192L191 190L194 189L192 187V183L190 182V178L192 176H196V173L199 172V167L202 165L199 166V163L202 161L201 158L202 156L200 155V152L202 153V151H200L199 149H202L199 147V149H196V144L195 142H193V139L191 138L190 141H188L187 138H184ZM17 137V136H16ZM202 137V136H200ZM200 137H196L195 136V140L198 139V141L196 143H198L197 145L199 146V144L201 143V139ZM187 139L184 140V139ZM6 141V142H5ZM205 141V140H203ZM170 142V140L168 141ZM173 142H171L172 144ZM206 143V142H204ZM8 144V143H7ZM6 144V145H7ZM0 145V146H1ZM13 145V144H12ZM201 145H204V144H201ZM200 145V146H201ZM250 145V146H251ZM5 146V145H3ZM174 146V145H173ZM203 148H205L206 146H201ZM195 148V149H194ZM3 149V148H2ZM8 149V148H6ZM5 149V150H6ZM177 149V148H176ZM260 149V148H259ZM1 150V149H0ZM4 150V151H5ZM251 150V151H252ZM2 151V150H1ZM4 151L2 152L3 155L4 154ZM199 151V152H198ZM1 154V153H0ZM7 155V154H6ZM200 155V156H199ZM1 158L4 157L2 156V154L0 155ZM204 156V155H203ZM6 157V156H5ZM4 157V158H5ZM174 158V157H173ZM172 158V159H173ZM204 159V158H203ZM202 164V163H200ZM175 166V165H174ZM201 169V168H200ZM21 171V172H20ZM200 173V172H199ZM198 173V174H199ZM259 173V172H257ZM257 173H255V175H257ZM263 174V172H262ZM261 174V175H262ZM260 175V174H259ZM260 175V176H261ZM256 177V176H255ZM259 177V176H258ZM260 178V177H259ZM197 179V178H196ZM80 180V179H79ZM261 180V179H260ZM72 181V180H71ZM192 181V179H191ZM198 182V180H196ZM255 178L253 176H250L247 178V182H246V185L245 187H247L248 189H251L252 188V184H254L255 182ZM77 182V181H76ZM195 182V179L194 181ZM75 183V182H74ZM185 183V187H183L182 185ZM78 184V183H77ZM196 184V183H195ZM66 186V185H64ZM241 187V186H240ZM58 189H55L53 192H51L47 197H44V199L42 200V204H40V208L39 210L36 212L35 214V217H34V221L32 223V225H30L28 228H25L29 231H31L33 228H39L40 226L42 227V229L45 231L44 233H46L45 235L47 236H41L39 237L38 239L34 240L33 242H31V244H25V238L27 236V234L25 235L24 232L26 231L27 233V230H24L23 229V232L21 230L22 233H20L21 235L19 236V241L22 245L25 246V248L27 249V251L29 252L30 256V260L28 261L29 264H38L40 262H44L45 261V257L47 258L48 256V252H52L54 250H56L58 247H62L64 244L66 245H69V249L68 250H71V253L69 254V256L74 259L75 261L78 260L80 264H91V260H93L91 258V255H94L95 256V252H96V248L97 247H93L91 246L90 248H87V243L89 240H91V236L89 234H87V236H85L82 232H80L81 230H86L85 227L81 226L80 228H82L80 231H79V227H78V222L79 221V218L81 216H79V213H78V208L77 207V204L74 206V207H69V211L65 210L68 212V213H64V210H63V218L61 219V217H58L60 219H58L56 216L59 214L57 213V215H55V220L53 222H50V219H48L50 216H54L53 214H51L52 210L55 208V207H61V205L63 204V198L65 196V193L69 190V188L67 189V187H57ZM184 188V193H182V189ZM208 188V187H206ZM67 189V191H65ZM213 190H216L218 192V188H211L210 191H213ZM81 191V190H80ZM215 192V191H214ZM215 192V193H217ZM247 192V191H245ZM84 193V192H83ZM207 193V191H206ZM215 193H214V196H215ZM191 194V193H190ZM188 193V195H190ZM209 194V193H208ZM220 195V194H219ZM233 195V194H232ZM238 195V194H237ZM213 196V197H214ZM217 196V195H216ZM236 196V195H235ZM241 196V195H240ZM186 197H189L190 196H186ZM212 197V196H211ZM210 197V198H211ZM231 197V196H230ZM234 197V196H233ZM243 197V196H242ZM249 197L251 198L250 194L247 192L245 193L244 195V201L239 200L235 203V206L233 207L234 211H235V214L238 215L236 217H238L237 219L235 220H227V218H224L223 221H225V219L227 220V222L225 221L223 224H224V227L223 228H216V223L217 221H219L220 218L218 215L220 214L219 213V209L217 210L216 207H213V203L214 201H210L208 200L206 205L207 207H205V211L206 213L204 214V216H206L204 219H198L197 220V223H196V231L199 233L198 235V238L199 239H202V242H213V241H217V240H220L221 243H219V245L217 246V248L215 249V246L213 248V250H217L215 251L214 254H217L218 258L216 257L214 263L212 264H244L243 261L242 262V258H240L239 256V248L244 244L245 240L247 239L246 236H247V228H248V225L249 223L247 222V218L251 216L252 218V215H253V212L251 211V209L249 208V202H251V200L249 201ZM252 197H254V195L252 194ZM217 198V197H216ZM219 198V197H218ZM217 198V199H218ZM222 198V197H221ZM224 198V197H223ZM222 198V199H223ZM86 199V198H85ZM220 200L221 202L223 200ZM233 199V198H232ZM254 200V198H252ZM215 200V199H214ZM252 200V201H253ZM82 201V200H81ZM219 201V202H220ZM256 202V199L254 200ZM218 202V200H217ZM62 203V204H61ZM216 203V202H215ZM74 204V203H73ZM72 204V205H73ZM183 204V203H182ZM185 205V204H184ZM218 205V203H217ZM251 205V204H250ZM215 206V205H214ZM185 207V206H184ZM117 208V207H115ZM24 208H22L23 210ZM81 209V208H80ZM118 211L117 213L119 212V208H117ZM21 210V209H20ZM83 210V209H82ZM121 210V209H120ZM65 211V212H66ZM121 212V211H120ZM119 212V213H120ZM118 213V214H119ZM60 214H62L60 212ZM84 215V214H83ZM232 215V214H231ZM117 216V215H116ZM120 216V214H119ZM118 216V217H119ZM259 216V215H258ZM51 217V218H52ZM257 217V216H256ZM30 215H27L26 216V219H30ZM57 218V219H56ZM117 218V217H115ZM220 218V219H219ZM258 218V217H257ZM53 219V218H52ZM51 219V220H52ZM219 219V220H217ZM230 219V218H229ZM250 219V218H249ZM78 220V221H77ZM119 220V218H117V221ZM113 221V220H112ZM111 221V222H112ZM222 221V222H223ZM229 221V222H228ZM249 221V220H248ZM251 221V220H250ZM221 222V221H220ZM220 222H219V226H220ZM78 223V224H77ZM81 223V222H80ZM115 223V222H114ZM112 223V224H114ZM120 223V222H119ZM117 223V227H120V224ZM251 224V223H250ZM103 226V224H102ZM101 226V227H102ZM105 226V225H104ZM115 226V225H114ZM113 226V227H114ZM141 226H143L141 228ZM111 227V226H110ZM75 228H78V231H74ZM91 228V227H90ZM107 228V227H106ZM93 229V228H92ZM103 229V228H102ZM118 229V228H116ZM77 230V229H76ZM94 230V229H93ZM163 230V231H164ZM99 231L98 229L96 230V232ZM103 231V230H102ZM88 231H86L87 233ZM94 232V231H93ZM158 232V233H159ZM95 233V232H94ZM98 233V232H97ZM106 233L105 230L102 232L101 234V237L99 240H97L96 244H99L101 243V240L103 238H105L106 236ZM167 233V232H165ZM99 234V233H98ZM50 235V236H49ZM89 235V236H88ZM92 235V234H91ZM97 235V234H96ZM110 235V234H109ZM168 235V234H167ZM25 236V237H24ZM53 236V237H52ZM95 236V235H94ZM108 237V242H107V246L110 247L112 246V235L110 236H107ZM98 238V237H97ZM107 239V238H106ZM110 239V240H109ZM91 243V242H90ZM93 244V243H92ZM105 244V247L106 246V243ZM66 245V246H67ZM102 245V243H101ZM213 245V244H212ZM93 247V248H92ZM136 247V248H137ZM127 248V249H126ZM135 248V249H136ZM120 249V250H121ZM119 250V249H118ZM119 250V251H120ZM212 250V252H214ZM112 252V251H111ZM114 252V251H113ZM55 255H58V256H65L66 254H60V253H56ZM93 256V257H94ZM245 259V258H244ZM8 250L7 248L5 247H1L0 248V264H9L8 262ZM77 261V262H78ZM105 262V261H104ZM27 263V264H28ZM94 263V262H93ZM248 263V262H246ZM245 263V264H246ZM41 264V263H40Z\"/></svg>", "mask_w": 264, "mask_h": 264}]
</instances>
